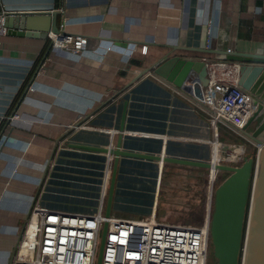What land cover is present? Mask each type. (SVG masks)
<instances>
[{"label": "crops", "instance_id": "obj_1", "mask_svg": "<svg viewBox=\"0 0 264 264\" xmlns=\"http://www.w3.org/2000/svg\"><path fill=\"white\" fill-rule=\"evenodd\" d=\"M52 12L59 32L86 38L87 51L52 49L48 39L36 37L1 38L0 264L13 263L35 203L49 211L95 213L109 177L107 157L70 145L113 147L124 110L122 150L198 162L212 156L216 138L207 114L190 95L142 75L145 69L169 52L264 55V0H0V17L7 20ZM13 114L20 120H10ZM153 164L155 174L146 170ZM161 171L160 163L121 158L112 214L123 216V204L146 194L151 202L144 216L129 212L127 218L154 215L172 224L168 206L157 218ZM211 177L210 184L214 170ZM132 181L140 186L129 187Z\"/></svg>", "mask_w": 264, "mask_h": 264}, {"label": "water", "instance_id": "obj_2", "mask_svg": "<svg viewBox=\"0 0 264 264\" xmlns=\"http://www.w3.org/2000/svg\"><path fill=\"white\" fill-rule=\"evenodd\" d=\"M6 17L8 16L6 15ZM47 21H50L49 26H47ZM57 23L58 18L55 12L21 13L10 15L9 20L6 18L5 28L8 35L46 39L48 32L59 33ZM168 49L173 50L172 48ZM195 52L203 57L172 55V52H169L151 67L145 69L142 75L151 73L164 85L189 96L193 89L198 94L199 89L207 88L210 65L220 64L236 67L237 87L249 97L253 112L245 124L240 129H234L233 132L257 149L254 158H240L239 160H242L240 166L220 164L222 162L230 163L225 158L220 163L213 165L211 160L198 162L167 157L164 153L149 155L122 150L125 110L122 114L120 135L113 147L112 145L107 147L70 146L112 158L111 175L105 197V218H109L113 211L118 165L121 158L160 163L162 169L164 165H174L209 172L213 167L216 174L218 172L226 173L227 176L215 188L211 189L210 194L208 215L210 256L215 264H264V55L239 53L229 49H198ZM215 141L219 144L218 138ZM219 145H221L222 151H226L230 147H239ZM241 148L244 153L245 147ZM106 232L107 224L104 223L101 230L97 264L101 263Z\"/></svg>", "mask_w": 264, "mask_h": 264}, {"label": "built area", "instance_id": "obj_3", "mask_svg": "<svg viewBox=\"0 0 264 264\" xmlns=\"http://www.w3.org/2000/svg\"><path fill=\"white\" fill-rule=\"evenodd\" d=\"M5 24L6 16L3 14L0 17V44L1 38L7 35ZM46 39L52 49L73 54L88 50V41L81 36L59 32L47 34ZM190 96L207 114L215 138L218 136V125L233 132L234 129H240L253 112L249 97L237 87V76L234 83H214L209 76L207 88L199 89L198 94L193 89ZM9 119L20 120L17 114ZM105 167L109 177L104 190L102 186L99 205L94 214L49 211L38 203L32 206L12 264H97V250L104 223L107 224V232L100 264H208V215L200 227L164 223L154 215L144 219H128L111 214L105 218L111 157H107Z\"/></svg>", "mask_w": 264, "mask_h": 264}, {"label": "rangeland", "instance_id": "obj_4", "mask_svg": "<svg viewBox=\"0 0 264 264\" xmlns=\"http://www.w3.org/2000/svg\"><path fill=\"white\" fill-rule=\"evenodd\" d=\"M218 142L219 144H226L230 146H239L245 147V151L241 157L254 158L256 155L257 149L248 144L246 141L242 140L237 134L234 132L218 125ZM211 157H208L211 160ZM220 164L230 165V166H240L242 164V160H237L235 162L225 163L222 162ZM147 168V167H146ZM146 168H141V170H145ZM146 170H150L152 174H155L157 170V166L154 164L151 165V168ZM215 171V170H214ZM212 174V171H211ZM171 175H174V187L170 197H167L166 189L170 187V178ZM162 176L164 177L162 183L159 185V197H158V212L157 218H161L163 214V209L166 206L169 207L170 216L172 224L174 225H190L193 227H200L207 215H209V199L211 198L209 193H211V189L215 188L227 175L226 173L218 172L216 174L214 182L210 184L209 172L189 167L182 166H172V165H164L162 169ZM149 184V183H148ZM140 186L138 182L132 181L129 184V187L134 188ZM153 186L155 187V183L151 185L150 191H153ZM131 195H135L132 190L128 191ZM138 196V195H137ZM210 197V198H209ZM123 198H129L128 196H123ZM131 199V198H130ZM166 199L169 201L165 203ZM136 204H123L125 207L122 210L123 216L117 214L119 218H127L133 217V215H128L129 212L136 214L137 218L139 216H144L142 213L147 210L149 207L151 199H148L147 195L144 196L139 195V198L136 199ZM122 206V207H123ZM133 209L139 210V214L134 212ZM132 210V211H131ZM138 215V216H137ZM101 236V235H100ZM100 245V243H99ZM99 250V247H98ZM98 250H97V258H98ZM96 258V260H97ZM215 261L209 256L208 263L215 264Z\"/></svg>", "mask_w": 264, "mask_h": 264}, {"label": "bare ground", "instance_id": "obj_5", "mask_svg": "<svg viewBox=\"0 0 264 264\" xmlns=\"http://www.w3.org/2000/svg\"><path fill=\"white\" fill-rule=\"evenodd\" d=\"M209 76L212 82L217 83L220 81L223 82H232L234 83L237 76V69L234 66H224L220 64H214L209 66ZM223 155V156H221ZM243 155V150L241 147H230L226 149V151L221 150V145H219L215 141V147L212 152L211 162L213 165L220 163L223 158L226 161L235 162L239 160ZM108 171V170H107ZM211 171H213V167L209 170V179L211 181ZM109 174V171H108ZM216 177V171H214V179ZM209 181V182H210Z\"/></svg>", "mask_w": 264, "mask_h": 264}, {"label": "trees", "instance_id": "obj_6", "mask_svg": "<svg viewBox=\"0 0 264 264\" xmlns=\"http://www.w3.org/2000/svg\"><path fill=\"white\" fill-rule=\"evenodd\" d=\"M36 65H37V64H36ZM35 67H36V66H35ZM34 73H35V68L30 72V74H29V76H28V78H27V82H28V81L30 80V78L34 75ZM27 82H26V83H27ZM26 83H25L23 89L21 90V92L19 93L18 97L14 100L13 105H14V103L16 104V102L18 101L19 97L21 96L23 90H24L25 87H26Z\"/></svg>", "mask_w": 264, "mask_h": 264}, {"label": "flooded vegetation", "instance_id": "obj_7", "mask_svg": "<svg viewBox=\"0 0 264 264\" xmlns=\"http://www.w3.org/2000/svg\"><path fill=\"white\" fill-rule=\"evenodd\" d=\"M209 264V263H208Z\"/></svg>", "mask_w": 264, "mask_h": 264}]
</instances>
